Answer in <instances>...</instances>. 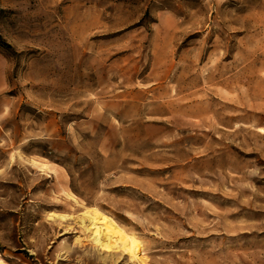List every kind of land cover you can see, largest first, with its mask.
I'll use <instances>...</instances> for the list:
<instances>
[{
    "label": "rangeland",
    "instance_id": "1",
    "mask_svg": "<svg viewBox=\"0 0 264 264\" xmlns=\"http://www.w3.org/2000/svg\"><path fill=\"white\" fill-rule=\"evenodd\" d=\"M0 36V264H264V0H0Z\"/></svg>",
    "mask_w": 264,
    "mask_h": 264
},
{
    "label": "bare ground",
    "instance_id": "2",
    "mask_svg": "<svg viewBox=\"0 0 264 264\" xmlns=\"http://www.w3.org/2000/svg\"><path fill=\"white\" fill-rule=\"evenodd\" d=\"M89 222L97 225L94 239L108 251L120 250L136 257L139 244L120 224L111 217L105 216L98 209H94Z\"/></svg>",
    "mask_w": 264,
    "mask_h": 264
},
{
    "label": "trees",
    "instance_id": "3",
    "mask_svg": "<svg viewBox=\"0 0 264 264\" xmlns=\"http://www.w3.org/2000/svg\"><path fill=\"white\" fill-rule=\"evenodd\" d=\"M0 46H1V47H4V48H6V49H9V50L12 49L11 45L8 44V43H6V42L2 39L1 36H0Z\"/></svg>",
    "mask_w": 264,
    "mask_h": 264
}]
</instances>
